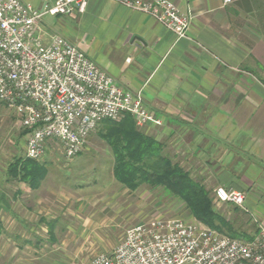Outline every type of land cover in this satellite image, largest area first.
<instances>
[{
  "label": "crops",
  "instance_id": "crops-1",
  "mask_svg": "<svg viewBox=\"0 0 264 264\" xmlns=\"http://www.w3.org/2000/svg\"><path fill=\"white\" fill-rule=\"evenodd\" d=\"M22 1L41 8L48 0ZM173 1L192 16L183 39L151 15L114 0H89L75 18L47 15L40 29L46 41L53 34L67 38L124 89L141 92L157 123L139 125L132 116L137 130L160 143L163 154L181 162L207 189L243 191L251 219L264 227V5L260 0ZM4 120L25 153L29 131L14 110ZM87 146L73 159L53 145L35 161L18 156L17 148L1 152L10 163L0 166L6 181L5 191L0 185V214L7 215L0 234L20 238L32 227L54 235L59 219L54 215L72 210L64 204L80 209L94 202L90 185L81 181L82 161L92 150ZM109 146L114 174L127 150ZM19 245L31 248L27 238Z\"/></svg>",
  "mask_w": 264,
  "mask_h": 264
},
{
  "label": "built area",
  "instance_id": "built-area-1",
  "mask_svg": "<svg viewBox=\"0 0 264 264\" xmlns=\"http://www.w3.org/2000/svg\"><path fill=\"white\" fill-rule=\"evenodd\" d=\"M147 13L178 39L192 16L173 0H114ZM230 1V0H225ZM89 0H48L37 8L22 0H0V103L14 110L29 131L28 159L40 160L53 141L67 158L83 151L105 120L131 114L142 125L153 120L141 92L124 89L76 44L40 25L47 15L75 18ZM220 203L245 207L243 191L219 186ZM89 264H264V227L251 239L232 237L200 221L157 217L127 229L111 253Z\"/></svg>",
  "mask_w": 264,
  "mask_h": 264
},
{
  "label": "rangeland",
  "instance_id": "rangeland-1",
  "mask_svg": "<svg viewBox=\"0 0 264 264\" xmlns=\"http://www.w3.org/2000/svg\"><path fill=\"white\" fill-rule=\"evenodd\" d=\"M260 1L264 5V0ZM12 111L5 105L0 107V166L10 163V158L1 155V152H7V149L17 148L18 156L27 158L26 153H22L23 142H20L19 135L11 136L9 121L4 120ZM151 113L154 123H157L155 114L152 111ZM102 129L103 126H100L88 136L89 140L87 138L88 143L86 141L85 147L88 145L87 147L94 151H88L81 165L86 167L84 179L81 181L91 186L88 187L89 197L94 193L96 199L100 198V200L95 199L93 203H88L80 209L77 208L78 205L72 203H70L72 206L64 204L72 210L54 215L59 218L57 227L53 228L56 232L54 235L42 228L31 230L32 227L28 228L29 232L26 235L19 236L20 238L0 234V264H89L95 255L113 252L125 237L127 229L157 217H178L185 221H200L209 227L194 215L184 199L169 193L165 188L152 187L148 183L131 188L119 181L111 170L112 164L108 161L111 157L106 151L110 148L109 141L105 139L103 133L98 135ZM52 144L61 148L56 140ZM169 157L174 164L182 167L181 162L175 161L172 156ZM176 160L182 161V156L177 157ZM1 172L3 173L2 170L0 174ZM94 182L96 185L92 186ZM0 185H6L4 177H0ZM4 188L5 191L6 186ZM216 188H210L208 192L215 212L224 219L227 227L230 226V229L224 227V230L256 236L260 227L258 228L257 222L251 219L249 211L234 204L220 203L215 196ZM1 212L0 221L5 228L7 215L6 212ZM52 221L54 222V219ZM26 238L31 243V248L22 249L19 243L22 244ZM37 243L40 246L38 248L35 247Z\"/></svg>",
  "mask_w": 264,
  "mask_h": 264
},
{
  "label": "trees",
  "instance_id": "trees-1",
  "mask_svg": "<svg viewBox=\"0 0 264 264\" xmlns=\"http://www.w3.org/2000/svg\"><path fill=\"white\" fill-rule=\"evenodd\" d=\"M100 126H103V136L115 151L127 150V155L120 156L114 170L119 181L131 188L143 183L163 187L169 193L184 199L194 215L209 227L232 237L253 238L254 235L224 230L226 222L215 212L208 189L191 178L182 167L174 164L171 157L163 154L160 143L141 134L131 114H126L119 121L105 120ZM227 228L230 229V226Z\"/></svg>",
  "mask_w": 264,
  "mask_h": 264
}]
</instances>
